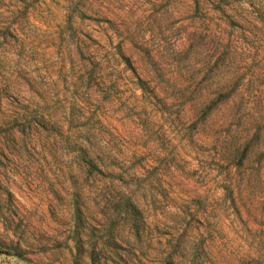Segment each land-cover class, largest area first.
<instances>
[{
	"label": "rangeland",
	"instance_id": "obj_1",
	"mask_svg": "<svg viewBox=\"0 0 264 264\" xmlns=\"http://www.w3.org/2000/svg\"><path fill=\"white\" fill-rule=\"evenodd\" d=\"M0 264H264V0H0Z\"/></svg>",
	"mask_w": 264,
	"mask_h": 264
}]
</instances>
